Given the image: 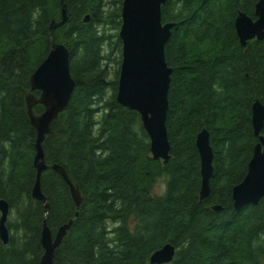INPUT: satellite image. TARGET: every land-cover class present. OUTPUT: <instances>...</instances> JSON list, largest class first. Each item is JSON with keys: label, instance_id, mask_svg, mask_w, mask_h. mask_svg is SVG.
<instances>
[{"label": "trees", "instance_id": "trees-1", "mask_svg": "<svg viewBox=\"0 0 264 264\" xmlns=\"http://www.w3.org/2000/svg\"><path fill=\"white\" fill-rule=\"evenodd\" d=\"M63 2L67 20L51 36L69 51L74 89L42 142L49 168L40 186L52 235L72 223L53 263L151 264L150 255L169 242L175 255L163 264H264V198L235 210L231 197L258 142L251 106L257 99L264 105V40L242 47L234 27L239 12L256 18L257 0L162 5V22L176 23L164 47L172 68L166 163L151 157L139 114L116 102L122 0ZM60 20L61 0H0V199L9 205L0 264H39L44 251L45 209L32 197L36 130L26 96H39L29 76L50 50L51 22ZM43 109L33 105L35 114ZM203 128L213 173L200 199L195 141ZM53 164L78 188V207Z\"/></svg>", "mask_w": 264, "mask_h": 264}, {"label": "water", "instance_id": "water-1", "mask_svg": "<svg viewBox=\"0 0 264 264\" xmlns=\"http://www.w3.org/2000/svg\"><path fill=\"white\" fill-rule=\"evenodd\" d=\"M166 0H122L121 24L118 37L121 41V61L117 80L116 102L123 107L139 114L143 129L149 138V150L154 160H169L170 145L166 129L168 111V91L172 68L167 65L164 54L175 22H162L161 7ZM255 19L239 12L234 20V27L242 47L248 40H264V0H257L254 6ZM89 16L84 17L88 21ZM67 20L66 6L61 0V20L52 21L49 27L50 50L29 76L31 91H39L26 96L27 114L36 130L34 166L36 178L32 188V197L43 203L45 216L41 230L43 254L39 264H54L53 257L56 247L66 236L72 223L61 225L52 235L46 225L48 212L47 199L41 191V173L49 168L44 162L42 142L49 133L51 123L62 112L74 89V80L69 71V51L62 43H56L51 34L53 29ZM40 103L44 109L35 114L33 105ZM251 124L258 142L253 148L252 156L247 165L243 179L231 190L233 207L240 210L243 206L257 204L264 198V105L258 99L251 106ZM196 147L200 157V199L209 194V181L213 173V150L210 145L209 132L203 128L196 136ZM58 172L68 184L70 194L78 207L81 194L71 182L64 169L58 164L50 166ZM213 210H219L215 205ZM9 205L0 199V239L6 244L8 229L6 221ZM175 246L165 243L156 249L149 258L151 264L169 263L175 255Z\"/></svg>", "mask_w": 264, "mask_h": 264}, {"label": "rangeland", "instance_id": "rangeland-1", "mask_svg": "<svg viewBox=\"0 0 264 264\" xmlns=\"http://www.w3.org/2000/svg\"><path fill=\"white\" fill-rule=\"evenodd\" d=\"M163 190V185L161 184V182H158L156 188H155V192L157 193H161Z\"/></svg>", "mask_w": 264, "mask_h": 264}]
</instances>
